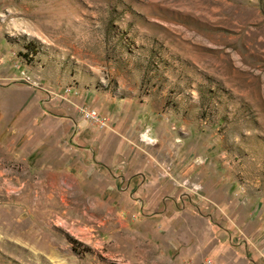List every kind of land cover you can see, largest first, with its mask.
<instances>
[{"label": "rangeland", "instance_id": "obj_1", "mask_svg": "<svg viewBox=\"0 0 264 264\" xmlns=\"http://www.w3.org/2000/svg\"><path fill=\"white\" fill-rule=\"evenodd\" d=\"M0 264H264V0H0Z\"/></svg>", "mask_w": 264, "mask_h": 264}, {"label": "built area", "instance_id": "obj_2", "mask_svg": "<svg viewBox=\"0 0 264 264\" xmlns=\"http://www.w3.org/2000/svg\"><path fill=\"white\" fill-rule=\"evenodd\" d=\"M85 117L89 120H99L98 119V117H97V115L95 114V112H93V111H87L86 113H85Z\"/></svg>", "mask_w": 264, "mask_h": 264}]
</instances>
